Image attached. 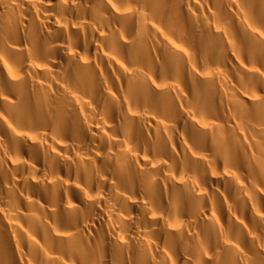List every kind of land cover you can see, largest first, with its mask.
<instances>
[{
	"label": "bare ground",
	"instance_id": "1",
	"mask_svg": "<svg viewBox=\"0 0 264 264\" xmlns=\"http://www.w3.org/2000/svg\"><path fill=\"white\" fill-rule=\"evenodd\" d=\"M0 264H264V0H0Z\"/></svg>",
	"mask_w": 264,
	"mask_h": 264
}]
</instances>
